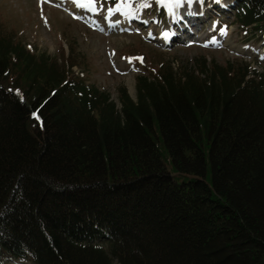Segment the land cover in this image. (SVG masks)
<instances>
[{"label":"trees","instance_id":"1","mask_svg":"<svg viewBox=\"0 0 264 264\" xmlns=\"http://www.w3.org/2000/svg\"><path fill=\"white\" fill-rule=\"evenodd\" d=\"M67 65L0 33V264H264V73L163 65L119 106Z\"/></svg>","mask_w":264,"mask_h":264},{"label":"rangeland","instance_id":"2","mask_svg":"<svg viewBox=\"0 0 264 264\" xmlns=\"http://www.w3.org/2000/svg\"><path fill=\"white\" fill-rule=\"evenodd\" d=\"M204 1L176 7L158 0H98L97 11L77 14L59 0H0V33L37 56L73 63L71 73L110 92L119 106L122 86L136 99L138 76L154 77L163 65L182 75L186 68L198 69L205 57L264 73V29L243 26L238 0Z\"/></svg>","mask_w":264,"mask_h":264},{"label":"snow or ice","instance_id":"3","mask_svg":"<svg viewBox=\"0 0 264 264\" xmlns=\"http://www.w3.org/2000/svg\"><path fill=\"white\" fill-rule=\"evenodd\" d=\"M159 3L168 5L174 4L176 7H179L182 3L187 2L188 4H192L194 0H158ZM215 3L220 4L221 0H214ZM76 3L80 7L88 8L90 11H97L96 5L98 3V0H76ZM200 4L204 3V0H199ZM149 5L145 4L144 7H148ZM111 12V10H109ZM119 11V8L117 9ZM191 14V13H190ZM222 34H226V31L222 30ZM164 35L167 37L169 34L164 33ZM143 61V58H136ZM131 62V60H130Z\"/></svg>","mask_w":264,"mask_h":264},{"label":"bare ground","instance_id":"4","mask_svg":"<svg viewBox=\"0 0 264 264\" xmlns=\"http://www.w3.org/2000/svg\"><path fill=\"white\" fill-rule=\"evenodd\" d=\"M59 1H63V3L66 5L67 9H69L70 11H72L74 13H77V14L82 12V11H90L88 8L78 6L77 3H76V0H59ZM224 9H226V8L224 7ZM222 11H224V10H222ZM90 12H95V11H90ZM190 16H195V15L194 14H190ZM96 23L99 24V22H96ZM193 24H195V22H193ZM135 27H137V26H135ZM184 28L188 29V26L186 25ZM164 33H168V32H163L162 33V37H165L169 41V39L171 38V35L168 33L169 35L166 37L164 35Z\"/></svg>","mask_w":264,"mask_h":264}]
</instances>
